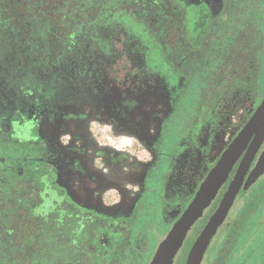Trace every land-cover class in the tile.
<instances>
[{
	"label": "flooded vegetation",
	"instance_id": "af4514ba",
	"mask_svg": "<svg viewBox=\"0 0 264 264\" xmlns=\"http://www.w3.org/2000/svg\"><path fill=\"white\" fill-rule=\"evenodd\" d=\"M249 2L0 0V250L25 252L2 264H143L152 250L151 264L264 100V37L222 35ZM253 139L171 264H187L247 157L202 263L256 230L245 221L264 206V173L251 183L264 140L251 154ZM114 182L136 197L107 204L96 190Z\"/></svg>",
	"mask_w": 264,
	"mask_h": 264
},
{
	"label": "water",
	"instance_id": "95a60500",
	"mask_svg": "<svg viewBox=\"0 0 264 264\" xmlns=\"http://www.w3.org/2000/svg\"><path fill=\"white\" fill-rule=\"evenodd\" d=\"M254 136L250 153L253 154L256 148L264 140V100L254 112L248 123L241 130L227 152L214 168L208 182L204 185L196 201L190 206L183 217L174 225L172 231L160 244L151 264H171L179 247L181 246L191 224L198 218L202 208L209 202L210 198L226 180L233 165L240 157L249 140ZM252 157H247L244 161L243 169L236 173L234 180L223 198L219 208L206 224L203 231L198 236L195 245L190 253L187 264H201L206 248L212 237L216 234L219 226L226 218L235 196L243 181V174ZM264 152L258 162L261 172L264 171Z\"/></svg>",
	"mask_w": 264,
	"mask_h": 264
},
{
	"label": "rangeland",
	"instance_id": "374dc122",
	"mask_svg": "<svg viewBox=\"0 0 264 264\" xmlns=\"http://www.w3.org/2000/svg\"><path fill=\"white\" fill-rule=\"evenodd\" d=\"M262 31L264 32V24L261 26ZM259 61V71H258V79H257V88H258V94L259 96L264 97V46L259 54L258 57ZM239 114H242L241 111H239ZM71 126V124H70ZM100 130L104 138H107V135H110V125L108 124H98L96 122H92V132H96V130ZM93 155V152L90 151V155ZM263 154V153H262ZM262 156V155H261ZM261 158V157H260ZM264 159V158H263ZM100 157H96L95 164L96 166L103 167V163H100ZM105 171H108V169H105ZM261 166L256 165V167L253 170V176L251 178V183L256 181V179L264 173L261 172ZM114 178L117 181L119 177L125 178L128 177V172L121 170V173H114ZM138 188L136 186L132 187H121L117 185V182H114V184L106 187H99L98 190H96L98 196L103 197L107 204L110 205H116L121 201H131L136 197ZM82 198H84V194L81 195ZM261 211L260 213H258ZM254 215H252L246 222L245 227L247 229L254 228V232L252 234H249V231H245L241 236H239V239L236 240L235 243L236 246L230 251L229 256L220 264H264V206L261 207L260 210ZM238 219V226L240 227V216L237 214ZM251 233V232H250ZM249 234V235H247ZM188 238V237H187ZM188 240L186 239L184 244H186ZM183 247V245H182ZM182 247H180L182 249ZM181 249L179 251V258L181 255ZM152 250L147 253L146 259L143 264H149L150 261V255L152 254ZM205 258V257H204ZM203 258V260H204ZM202 263V262H201ZM211 263V262H210ZM173 264H179L178 263V256L177 260L175 259ZM204 264V261L203 263ZM209 264V262L207 263Z\"/></svg>",
	"mask_w": 264,
	"mask_h": 264
},
{
	"label": "trees",
	"instance_id": "16d2710c",
	"mask_svg": "<svg viewBox=\"0 0 264 264\" xmlns=\"http://www.w3.org/2000/svg\"><path fill=\"white\" fill-rule=\"evenodd\" d=\"M264 0H250L249 3L246 5H243L240 7L238 4L234 7V11L230 13L229 20L233 21L232 24H229L228 27H226L225 31L222 33V35L225 36H242V33L244 31L245 38L247 37H256L255 39L259 38L263 40L264 32L261 29V26L264 24ZM229 30V32H228ZM240 30V34H239ZM1 233V232H0ZM1 237V234H0ZM2 244L0 240V245ZM6 255H4L5 261L8 262V259L18 261L19 258L23 259V253L25 252H19V251H4ZM3 250H0V264L1 260H3ZM20 254V255H19ZM45 253L37 252L36 259L40 261V259H43Z\"/></svg>",
	"mask_w": 264,
	"mask_h": 264
}]
</instances>
